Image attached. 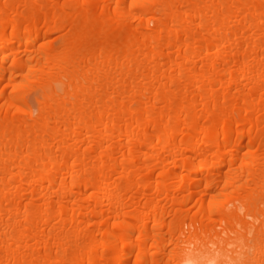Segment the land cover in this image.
<instances>
[{"label":"bare ground","instance_id":"1","mask_svg":"<svg viewBox=\"0 0 264 264\" xmlns=\"http://www.w3.org/2000/svg\"><path fill=\"white\" fill-rule=\"evenodd\" d=\"M0 264H264V0H0Z\"/></svg>","mask_w":264,"mask_h":264}]
</instances>
